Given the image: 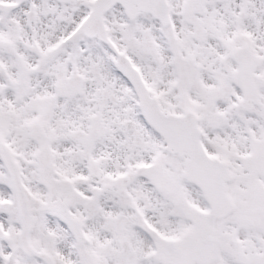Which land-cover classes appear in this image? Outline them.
Segmentation results:
<instances>
[{
  "label": "snow or ice",
  "instance_id": "6c2138e0",
  "mask_svg": "<svg viewBox=\"0 0 264 264\" xmlns=\"http://www.w3.org/2000/svg\"><path fill=\"white\" fill-rule=\"evenodd\" d=\"M0 264H264V0H0Z\"/></svg>",
  "mask_w": 264,
  "mask_h": 264
}]
</instances>
